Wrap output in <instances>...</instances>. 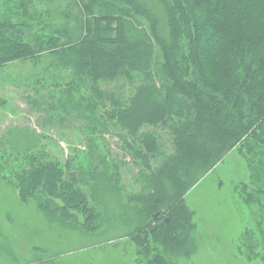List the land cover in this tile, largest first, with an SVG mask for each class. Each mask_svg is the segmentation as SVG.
<instances>
[{
  "label": "trees",
  "instance_id": "1",
  "mask_svg": "<svg viewBox=\"0 0 264 264\" xmlns=\"http://www.w3.org/2000/svg\"><path fill=\"white\" fill-rule=\"evenodd\" d=\"M2 1L0 68L55 58L72 74L64 113L112 135L138 167L139 191L127 199L146 218L130 235L139 264L195 253L185 196L234 149L249 171L241 202L264 209V0H67L63 18L77 22V39L63 23L36 22L27 0ZM17 153L10 182L22 202L36 200L55 221L80 214L97 229L95 194L82 186L91 169H71L72 157L58 161L43 147ZM259 234L240 239L248 260H264Z\"/></svg>",
  "mask_w": 264,
  "mask_h": 264
},
{
  "label": "rangeland",
  "instance_id": "2",
  "mask_svg": "<svg viewBox=\"0 0 264 264\" xmlns=\"http://www.w3.org/2000/svg\"><path fill=\"white\" fill-rule=\"evenodd\" d=\"M18 1L12 0L15 5ZM26 4L36 22L63 23L73 39L79 37L77 22L63 18L67 0ZM71 81V72L50 55L0 68V99L5 103L0 107V264H139L130 235L146 218L127 199L139 191L134 181L138 167L112 135L81 129L78 113H64L63 103L73 93L68 92ZM63 116L68 123L59 122ZM37 147L58 161L72 157L71 169L95 173L82 186L88 195L95 194L89 198L99 215L96 230H88L80 214L55 221L36 200H20L10 182L11 171L18 168L15 155ZM248 183L245 160L234 149L186 194L196 250L178 264H264L262 256L248 260L239 251L245 230L257 238L259 231L264 234V209L239 197V186Z\"/></svg>",
  "mask_w": 264,
  "mask_h": 264
}]
</instances>
